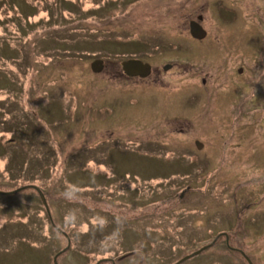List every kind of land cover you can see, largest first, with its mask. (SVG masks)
Masks as SVG:
<instances>
[{
  "label": "rangeland",
  "instance_id": "374dc122",
  "mask_svg": "<svg viewBox=\"0 0 264 264\" xmlns=\"http://www.w3.org/2000/svg\"><path fill=\"white\" fill-rule=\"evenodd\" d=\"M197 14L209 32L205 44L179 39ZM140 38L186 51L155 61L173 57L177 92L138 103L128 94L108 115L98 100L107 73L93 75L90 62L105 56L116 70ZM258 78L259 84L264 0H0V190L33 184L49 206L48 214L33 187L0 194V264H245L214 242L224 229L253 264H264V188L257 185L264 175V122L253 127V115L251 127L238 131L252 121L250 112L241 121L220 112L206 120L209 105L230 110L239 98L260 121L259 85L258 102L250 104V82ZM218 81L226 97L211 93ZM165 106L192 114L209 143H215L214 128L227 124L214 136L230 162L222 164L220 156L216 164L145 172L163 160L143 151L171 155L169 147L145 142L161 122L141 124ZM235 154L238 161L231 159ZM120 167L129 168L127 174ZM243 183L249 186L239 194ZM129 250L136 252L116 260Z\"/></svg>",
  "mask_w": 264,
  "mask_h": 264
},
{
  "label": "flooded vegetation",
  "instance_id": "af4514ba",
  "mask_svg": "<svg viewBox=\"0 0 264 264\" xmlns=\"http://www.w3.org/2000/svg\"><path fill=\"white\" fill-rule=\"evenodd\" d=\"M188 21L189 22H188L187 31H186L188 36L185 37L182 35V37H180L179 39L189 38L193 43L195 42V43L205 44L206 43L205 39L208 37L209 32L206 31V28L203 25L204 23L203 16L201 14H197L195 17H193V19H190ZM193 23H195L196 28L199 31L197 36L193 35L192 32H190L191 26ZM202 33H204V36L199 37L201 36ZM105 42H109V40L104 39L103 43ZM121 44H118V46H120ZM136 45H137L136 50L127 52V54H125L126 55L125 58L118 60L119 62L116 65V70L109 67L111 65V64L109 65L111 61L109 60V58H106L105 56H104V60L100 58V56L93 57L92 61L90 62V70H91V63L93 62V60H96V59L102 60V65L100 68L101 70L100 71L92 70L93 75L95 73H96L95 75L100 74L103 71H106L107 73L106 74L107 78L105 79L107 88L103 91L104 93L100 94L101 96L98 97V100H100V102L99 101L98 102L102 105L101 109L103 111H106L108 115H113L114 109L121 104V101L124 100V97L127 96L128 94L129 95L127 97L128 99L130 98L129 101L132 100L134 103H138L137 101L140 99L151 100L156 95L167 96V95H171L177 92V90L174 89V86H177L175 85V83L177 82V78L173 76L174 69L176 67L174 66L175 65V63H173L174 61H171V60L173 59L172 57L173 54L183 56L185 55L186 51L184 49L183 50L175 49L174 47L177 45L175 46L171 45L173 48V50L171 51L170 50L171 46H169L168 44H164V43H160V45H157V46H152L151 41L148 42L141 38L137 39ZM120 47H122L125 50L130 49L129 44H126ZM185 48L187 49V46H185ZM220 49H224V48L221 47ZM165 53H170V54L173 53V54L172 56L168 57L166 61L162 62L161 65H158L155 62L156 57H160L161 55ZM129 58L140 59L142 62L147 63L149 65L150 70L148 71L141 70L136 75L129 74V73L127 74L122 68V62ZM178 69H179V72H178L177 77L179 76L182 77V73L180 71L181 69L180 68ZM168 72H170V75ZM241 72H242V68L240 69V71L238 69L237 74ZM211 74L212 73H210V75ZM171 75L173 77H171ZM185 79H190V77H186ZM258 80L259 78L256 79L257 83L255 81L250 82L251 87L255 86L254 87L255 93L252 92L253 94L251 96L253 97H251L250 99V101L252 100L250 103L251 105L257 104L258 98L260 97L259 93L257 92L258 85L261 87V88H258V90L261 91L264 89V86L261 84L264 82V79L261 80L259 84H258ZM219 82L220 81H218V83L215 86L214 85L211 86L212 87L211 93H213L215 97L216 95L226 97L224 94H219L221 91L219 90L220 89ZM200 83L202 85H206L207 80L204 77H201ZM95 86L96 84H94L93 87ZM195 86L199 87L196 81H195ZM185 93H187V91H185ZM214 102L215 101L209 104H215ZM244 102L245 101H243L242 99L240 100L239 98H237V100L233 104H231L232 108L230 110L227 109V105L223 107L222 109L216 108L215 105H209L210 110L207 112L206 120L213 121L214 115L220 112L225 118L231 117L232 120L237 119V121H241L242 117L244 116V113L250 112L251 113L250 118L252 119L254 115V118L256 119V123L253 124V127L254 126L259 127L260 126L259 124L261 122H264L263 121L264 113H263V116L261 117L262 119H260L259 121L258 114L260 113L257 110L253 112L248 111V109L245 110L243 108ZM160 110L161 111L152 109V111L149 112L150 118L141 122V124L144 126L152 125V124H159V122H161L160 125H163L162 129L155 130L153 132V136L151 138L145 139V142L149 143L152 148L160 147L161 149H165L166 147H169L170 150H167V152L170 151L169 153L171 155H169V157L167 156L163 157V156H159L163 154H152V153H149L148 151H143L142 153L144 155H150V156L155 155V157L163 160L161 162H156L153 165L149 164V167H148L149 169L146 170L145 172L147 173L148 172L166 173L169 171L177 172V171L184 169V168H181V169L176 170L175 167H177V165H187L185 168H188L189 166L199 165L201 163L210 162V161H213L214 164H216L217 162L221 161L219 160L221 157L223 158V163L221 162L222 164H226L230 162V160L226 159L223 156L222 154L223 150L219 151L218 145L220 144L219 143L220 139L214 136V134L217 136H220L222 132H224V130L228 128V126H226L227 124L220 123V125H217L214 128L213 133L210 135L214 138L216 144L214 143V141H211L212 143H209L210 141L209 139L208 141H203L202 137H205V136L202 133L197 132L196 130L197 122L195 121L194 116L192 114L183 115L180 112H175V111L172 112L168 109L167 106L163 107ZM153 120L155 121L154 123L152 122ZM237 121H235L234 124ZM252 123H253V119L250 123L248 122L245 123L243 121L242 124L238 125V131H240V129L246 126L251 127ZM232 127L235 128L234 125ZM205 139H207V137H205ZM232 150L235 151L236 149H232ZM232 150L229 149L228 151L230 152ZM218 157L220 158L218 159ZM231 159L232 161L239 160L236 154L233 155ZM240 161H243V159H240ZM222 164H220V166H222ZM113 168L111 169V172L113 171L115 174V170ZM121 169H123L122 171L124 174H127V170L129 168L120 167L119 170ZM114 174L110 173V176ZM258 177H259L260 182L257 183V185L264 188V175L260 173ZM147 178L152 179L153 177L150 176ZM246 186H249V185L244 184V183L238 184L237 185L238 189L235 191L241 194L242 192L245 191ZM185 191H182L179 194V196L180 197L183 196ZM251 192L254 193V189ZM238 212L240 214L241 211L238 209ZM5 229H9V227H6ZM218 235H219L218 239L214 240V242L219 241L220 244L225 245L229 252L233 254H237L240 258H242L245 264H253L250 256L245 254V251L242 250L240 247L237 246V244L234 243V238L233 237L230 238V234H228V232H226L225 229L220 231ZM209 245H211V243H209ZM135 252L136 250L135 251L129 250L127 252H124V254H121L120 256H118L116 260H120V261L124 260V258L135 254ZM116 262L114 260H110L109 263L116 264ZM96 264H98V262ZM170 264H177V263L171 262Z\"/></svg>",
  "mask_w": 264,
  "mask_h": 264
},
{
  "label": "water",
  "instance_id": "95a60500",
  "mask_svg": "<svg viewBox=\"0 0 264 264\" xmlns=\"http://www.w3.org/2000/svg\"><path fill=\"white\" fill-rule=\"evenodd\" d=\"M190 32H192V34L195 35V36L198 35L199 31L197 30L195 23L192 24ZM203 36H204V33H202L201 36H199V37H203ZM101 65H102V60H100V59L93 60V62L91 63V70L100 71L101 70L100 69ZM122 68L124 69V71L127 74L129 73V74H135V75L138 74L139 71H141V70H144V71L150 70V67H149V65L147 63L142 62L140 59H134V58H129L127 60H124L122 62ZM31 187H33V188H35L37 190L38 195L40 196L41 201H42L44 207L46 208L47 213L49 214V206H47L46 197H45V195L42 194V192L38 189V187L36 185H33V184L26 185V186L20 187V189L9 190V192H6V191L3 192V191L0 190V194L9 195V194H12V193L19 192L21 189H26V188H31ZM203 248L200 249V250H197L195 252H192L189 255L184 256L183 260L192 257V255H194V254L200 253L203 250ZM60 253L61 252H58L57 255L60 254ZM57 255L55 256L53 262H55V259L57 258ZM179 262H181V261H179ZM55 263L57 264V262H55Z\"/></svg>",
  "mask_w": 264,
  "mask_h": 264
},
{
  "label": "trees",
  "instance_id": "16d2710c",
  "mask_svg": "<svg viewBox=\"0 0 264 264\" xmlns=\"http://www.w3.org/2000/svg\"><path fill=\"white\" fill-rule=\"evenodd\" d=\"M218 234L214 237V240L218 239V236H219ZM207 246H209V244H207Z\"/></svg>",
  "mask_w": 264,
  "mask_h": 264
}]
</instances>
